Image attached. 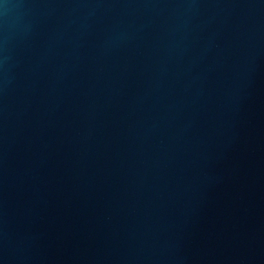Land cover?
<instances>
[{
  "label": "water",
  "instance_id": "1",
  "mask_svg": "<svg viewBox=\"0 0 264 264\" xmlns=\"http://www.w3.org/2000/svg\"><path fill=\"white\" fill-rule=\"evenodd\" d=\"M0 264H264V0H0Z\"/></svg>",
  "mask_w": 264,
  "mask_h": 264
}]
</instances>
